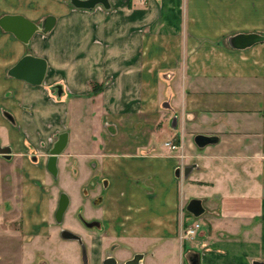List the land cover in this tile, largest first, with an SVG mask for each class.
<instances>
[{
  "label": "crops",
  "instance_id": "obj_1",
  "mask_svg": "<svg viewBox=\"0 0 264 264\" xmlns=\"http://www.w3.org/2000/svg\"><path fill=\"white\" fill-rule=\"evenodd\" d=\"M70 1L0 0V19H57L29 44L0 27V139L26 179L43 187L46 153L68 132L59 173L77 167L81 187L103 190L96 209L95 195L86 204L107 236L92 242L94 264L113 243L147 251L146 264H167L178 243L182 264L194 253L200 264L264 262V43H229L264 34V0H110V10ZM26 55L46 60L42 85L9 76ZM200 134L218 141L201 148Z\"/></svg>",
  "mask_w": 264,
  "mask_h": 264
},
{
  "label": "rangeland",
  "instance_id": "obj_2",
  "mask_svg": "<svg viewBox=\"0 0 264 264\" xmlns=\"http://www.w3.org/2000/svg\"><path fill=\"white\" fill-rule=\"evenodd\" d=\"M93 174V171L88 172V177ZM79 179L78 168L74 170L67 165L56 179L47 174L40 188L34 180L26 179L19 159L7 164L0 157V264H91L76 243L67 244L61 238L60 227L54 221L59 193L66 191L75 202L82 184ZM65 181H71L75 188L67 187ZM185 188L187 191V186ZM38 199L40 203L36 202ZM89 203L86 200V204ZM196 223L202 227L203 218L193 225ZM197 235L185 233L182 238L194 240ZM177 247L167 253V264H182V246L178 243ZM80 255L84 256L82 262ZM147 255L146 263H149L151 255Z\"/></svg>",
  "mask_w": 264,
  "mask_h": 264
},
{
  "label": "water",
  "instance_id": "obj_3",
  "mask_svg": "<svg viewBox=\"0 0 264 264\" xmlns=\"http://www.w3.org/2000/svg\"><path fill=\"white\" fill-rule=\"evenodd\" d=\"M70 4L77 9L93 10L98 6H102L106 10L111 9L110 0H71ZM56 17L49 16L42 23H34L21 15H5L0 19V27L2 30L8 33H12L18 40L25 44H29L31 39L36 33L47 34L51 32L56 25ZM230 45L234 49L244 50L254 45L264 43V34L258 33H242L230 38ZM47 62L44 59L34 57L32 55L24 56L12 69L9 70V76L30 83L34 86L42 85L47 73ZM59 96L62 95L63 89L61 85L57 86ZM8 115V114H7ZM218 141V137L197 135L195 137L196 144L203 148L207 145L214 144ZM69 142V133H62L58 141L55 143L51 150L50 157L48 159L49 171L57 177L58 175V157L67 148ZM11 152L9 147H2L0 144V154H8ZM70 198L67 193H62L59 206L56 212V217L59 222L63 220V217L69 207ZM187 211L196 218L201 217L205 213L202 200L192 199L188 206ZM63 237L66 239H79V236L69 231H63ZM138 258V257H137ZM190 264H200V257L198 253L192 254L189 258ZM135 261L128 264L135 263ZM108 262L116 263L113 258H110ZM254 264H264V262L255 261Z\"/></svg>",
  "mask_w": 264,
  "mask_h": 264
},
{
  "label": "flooded vegetation",
  "instance_id": "obj_4",
  "mask_svg": "<svg viewBox=\"0 0 264 264\" xmlns=\"http://www.w3.org/2000/svg\"><path fill=\"white\" fill-rule=\"evenodd\" d=\"M59 136L53 142V145L50 148V150L47 151L46 157H45L46 159L44 163L46 166L47 174H50L54 179H56L59 175V166H58V175L57 177H55L48 169V159L50 157L51 150L53 149L55 143L58 141ZM0 144L2 147H9L11 149V152L8 154H4V155L0 154L2 161H4L7 164H12L16 159H18L14 155L13 148L10 145H3L1 139H0ZM64 153H66V148L60 156H62ZM30 156H31V161H33L34 163H42V161L40 162V155L38 154L36 150L32 151ZM59 157H58L57 165L59 164ZM20 168L22 170L21 161H20ZM102 191L103 190H100L99 192L98 188L94 186V183L91 184V187L89 188L80 187L79 195H77L78 200L76 202L72 201V197L67 193L70 198L69 207L63 217V220L59 222L56 217V212L59 206L61 194L66 193V191L60 192L58 196L57 208L54 213V221L60 227L59 233H60L61 238L64 241H66L67 244L71 242L76 243L77 246L81 249V252L83 251L85 253L84 256L89 258V261H91V264H93V260H94L92 242L94 241L96 237L104 236L107 238V236L103 235L104 231L102 229V226H101L102 223L100 219L96 217H92L88 219L86 217L87 215L86 200L87 201L89 200L90 195H95L93 199V203L91 202L90 205L92 207L91 209H96L97 208L96 205L97 203H99L100 197H102L101 195ZM63 231H69L71 233H74L79 236V239H66L62 235ZM66 249H68V247H66ZM119 249H124L125 252L127 253L129 252V255L123 256V255L118 254ZM147 253L148 252L145 250L130 252L129 247H127L126 245H117L113 243L112 245L104 249L101 264H105L110 258H113L116 261V263L108 262L107 264H128L129 262L135 261V259L137 261L131 264H146V258L148 256ZM84 256L82 255L79 256V258H81V262L83 261Z\"/></svg>",
  "mask_w": 264,
  "mask_h": 264
},
{
  "label": "built area",
  "instance_id": "obj_5",
  "mask_svg": "<svg viewBox=\"0 0 264 264\" xmlns=\"http://www.w3.org/2000/svg\"><path fill=\"white\" fill-rule=\"evenodd\" d=\"M168 145L171 146L173 149H177L176 145H171V143H168ZM200 228H201V225L199 223H196L195 226L192 223L186 229L187 236H195L198 233Z\"/></svg>",
  "mask_w": 264,
  "mask_h": 264
},
{
  "label": "trees",
  "instance_id": "obj_6",
  "mask_svg": "<svg viewBox=\"0 0 264 264\" xmlns=\"http://www.w3.org/2000/svg\"><path fill=\"white\" fill-rule=\"evenodd\" d=\"M92 88H93V94H98L102 89H103V85H100V84H97V83H94L92 85ZM189 226V224L187 225V227Z\"/></svg>",
  "mask_w": 264,
  "mask_h": 264
}]
</instances>
